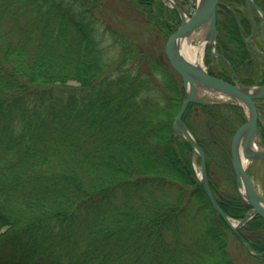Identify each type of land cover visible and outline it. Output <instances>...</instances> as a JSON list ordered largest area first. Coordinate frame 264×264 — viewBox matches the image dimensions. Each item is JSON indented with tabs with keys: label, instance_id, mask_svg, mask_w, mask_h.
<instances>
[{
	"label": "trees",
	"instance_id": "16d2710c",
	"mask_svg": "<svg viewBox=\"0 0 264 264\" xmlns=\"http://www.w3.org/2000/svg\"><path fill=\"white\" fill-rule=\"evenodd\" d=\"M219 13L244 51L235 61L223 43L237 67L251 53L233 11ZM125 16L157 33L133 37ZM180 23L162 0H0V264H236L233 232L173 128L185 89L157 41ZM245 120L231 101L191 104L184 115L235 218L249 207L229 154ZM213 164L234 191L215 184ZM241 233L264 250L262 217Z\"/></svg>",
	"mask_w": 264,
	"mask_h": 264
},
{
	"label": "water",
	"instance_id": "95a60500",
	"mask_svg": "<svg viewBox=\"0 0 264 264\" xmlns=\"http://www.w3.org/2000/svg\"><path fill=\"white\" fill-rule=\"evenodd\" d=\"M165 1L171 3L172 7L179 12L182 19L180 26L170 34L165 48L169 62L182 76L186 91V96L175 117L173 128L176 132H181L188 140L192 148L193 158H195L196 154L200 156L199 179L213 208L222 217L235 236L245 244L250 254L255 256L264 255V251L258 253L253 251L251 244L240 232V229L253 216L259 215L264 219V194L257 189L247 173V167L251 162L264 159V139L260 127L261 119L256 104V99L264 98V83L262 85L250 86L242 84L239 80L237 82L228 81L210 73L203 63L197 64L191 62L183 54L181 48L182 40L192 37L193 42L201 41L204 44V51L211 44L212 55L214 57L217 55L214 49L216 48L218 38L217 10L221 0H198L196 9L190 17H187L184 10L174 0ZM246 2L250 8L253 6L263 15L262 40L264 42V10L255 0H246ZM256 49L262 53L260 49ZM204 93L222 96L226 100L239 104L245 110L247 119L235 132L231 146L232 165L236 174L237 188L240 195L251 206L240 219L232 218L217 200L209 181L206 153L184 121V115L192 103L204 105L212 103V101L203 97Z\"/></svg>",
	"mask_w": 264,
	"mask_h": 264
},
{
	"label": "flooded vegetation",
	"instance_id": "af4514ba",
	"mask_svg": "<svg viewBox=\"0 0 264 264\" xmlns=\"http://www.w3.org/2000/svg\"><path fill=\"white\" fill-rule=\"evenodd\" d=\"M221 1H222L221 5L224 4L227 7H229L237 18L239 30L242 35V39L245 43V46H246L245 48H247V51L251 53V57L247 61L249 62L251 61V63L247 65L248 62L245 61L244 63H242L241 65L237 67L236 66L234 67V65L231 64V68L227 65L226 59L228 58H225L226 56L224 55V53L228 52V50H226L225 48L223 49L224 47L223 43L228 42V40L230 39V36H229L230 33L228 32L226 28V26L228 27L226 17L223 16L222 13H219V9H218V12H217V16H218V19H217V28H218L217 52L220 55L217 56L216 58H213L212 56H206L207 62L210 66L209 68L210 70L213 71V73L217 75H223L224 73H226V75H228L226 76L227 78L224 75L223 77L231 81H234V82H237L239 80L240 82L245 84L243 80L245 81V80L252 79V81L254 82L247 84V85H254V84L261 85L264 83V42L262 40L263 15L258 9L254 8L253 6L250 8L246 0L241 1V3H238L235 0H221ZM255 1L264 10V6L262 5V2H261L262 0H255ZM221 18H224V19L222 20ZM247 22L249 25L247 24ZM228 45H230L231 49H234V51L236 50V53H237V55L234 53L233 54L230 53L234 55L232 58H234L235 61L240 60V57L243 55L244 51L242 49H239L238 47H234L233 42H228ZM219 46H221L222 47L221 49L223 50H220ZM255 47L260 49L262 53L259 52ZM223 64L226 65V68H229L231 70L230 73L227 72ZM256 104H257L258 113L261 119L260 127L262 130L263 139H264V98L256 99ZM256 163L258 164L259 167H263V170H264V159L257 160L251 163L247 167V173L249 174L250 177L251 175L249 172V168L251 165H254ZM236 188H237V184H236ZM249 208L250 207H248L247 211L249 210ZM247 223L245 225H247Z\"/></svg>",
	"mask_w": 264,
	"mask_h": 264
},
{
	"label": "rangeland",
	"instance_id": "374dc122",
	"mask_svg": "<svg viewBox=\"0 0 264 264\" xmlns=\"http://www.w3.org/2000/svg\"><path fill=\"white\" fill-rule=\"evenodd\" d=\"M164 2V0H162ZM178 5H180L183 9L184 12L186 14L189 15L190 11L193 10V8L197 5V1L198 0H174ZM165 3V2H164ZM166 4V3H165ZM168 7H171L170 4H166ZM128 9V8H127ZM129 14L130 11H129ZM180 16V15H179ZM134 17V16H133ZM123 23H124V29L131 33L133 35V37H137L138 39H148L150 38L151 35H154V33H157V30H154L148 26L143 25L140 28V25L138 22L135 21L134 18H128L127 16L124 17L123 19ZM170 36V35H169ZM169 36L165 37V36H158V41H157V45L159 47V50H163L166 58V52H165V48H166V42L169 38ZM192 38V37H190ZM189 38V39H190ZM195 45H202L203 43L201 41H197L196 43H194ZM210 45L207 48V55L209 56L210 54ZM168 60V58H167ZM169 61V60H168ZM207 59L204 56L203 59V64L206 66H209V64H207ZM226 68V65L223 64ZM68 83L70 84H78L77 81L75 80H70L68 81ZM196 112V111H195ZM232 140H233V136L231 139V144H230V161L232 159ZM222 158H220L219 160L221 161V159H226L227 156L224 154H222ZM198 159L195 160L194 164L197 170V176L199 177L200 174V162L197 161ZM212 171V178L213 181L215 182V184L221 188V190L223 191H234L233 187L230 184V180L227 179L226 176V172H224L223 170H221L220 167L216 166V165H212L211 166V170ZM249 172L250 175L253 179V181L255 182L256 186L258 187V189L264 194V170L263 167H259L258 164H254L251 165L249 168ZM236 179V178H235ZM236 182V180H235ZM236 187V185H235ZM232 188V190H231ZM237 190V189H236ZM5 230V229H3ZM2 229L0 230V233L3 231ZM228 248H229V252L231 255V258L235 261L236 264H264V258H262L261 256H255L249 253V251L247 250L246 246L244 243H242L234 234H231L228 232Z\"/></svg>",
	"mask_w": 264,
	"mask_h": 264
},
{
	"label": "bare ground",
	"instance_id": "6f19581e",
	"mask_svg": "<svg viewBox=\"0 0 264 264\" xmlns=\"http://www.w3.org/2000/svg\"><path fill=\"white\" fill-rule=\"evenodd\" d=\"M192 39L185 38L181 42L182 52L187 59L193 63L201 64L203 62L204 44L195 45Z\"/></svg>",
	"mask_w": 264,
	"mask_h": 264
}]
</instances>
